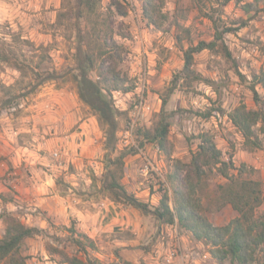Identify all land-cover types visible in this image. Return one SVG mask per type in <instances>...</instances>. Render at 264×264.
Returning a JSON list of instances; mask_svg holds the SVG:
<instances>
[{"label":"rangeland","instance_id":"374dc122","mask_svg":"<svg viewBox=\"0 0 264 264\" xmlns=\"http://www.w3.org/2000/svg\"><path fill=\"white\" fill-rule=\"evenodd\" d=\"M123 1L128 10L127 16L114 17V39L123 48L116 70L126 80L123 87L129 90L134 87L139 76L145 75L149 82L147 100L151 112L141 121L129 145H126L123 136L130 119L125 108L130 107L131 100L124 95L126 92L122 89L113 90L112 100L115 107L118 106L116 108L126 114L118 117L117 145L112 150L105 146L104 132L97 117L78 100L70 75L65 77L66 82L50 81L33 92L29 91L33 79L31 68L39 72L44 69L64 72L74 67L76 37L70 10L72 0H0V38L9 42L20 61L28 66L25 74H21L10 65L0 64V132L4 138L0 140V239L10 218H15L28 227L38 228L40 232L25 239L20 246L19 255L24 258L25 264H67L65 256L82 257L74 243V239L80 238L74 222L62 224L42 212L37 217L44 223L39 218L33 222H23L12 211H7L4 205L7 202L16 203V188L12 187L16 175L12 178L7 176V168H13L9 167L6 160L15 154L9 145L15 147L17 140L23 146L35 147L39 139L35 140L37 133L30 131L35 121L43 138L51 139V146L39 151L46 157V165H39V168L58 174L55 181L58 186L57 193L61 196L67 195L68 188H72L76 195L85 189V193L95 199H110V194L100 190L102 178L107 169L114 168L111 162L125 153L122 185L131 186V182L135 181L137 184L141 183L140 189L134 190L139 193L145 191V203L156 205L166 189L162 186L167 184L166 176L171 172L173 162L180 160L188 163L192 153L196 151L197 136L202 132H209L221 151L222 158H231L235 168L244 164L239 177L258 181L264 197V135H260L261 149H251L244 146L243 138L225 114L214 111L208 119L195 115V112L218 109L228 113L241 103L248 109H255L250 91L253 82L264 101V7L259 4L258 9L246 13L243 3L235 0H165L164 12L167 19L158 30L143 18L142 0ZM109 3L110 0H102V13L106 12ZM60 14L65 16L60 17L58 22ZM214 22L218 30H235L223 36V44L227 46L232 58L224 56L222 45L219 44L215 52L204 50L194 55L193 69L204 80L189 82L179 78L183 67V50L199 41L213 40ZM22 40H28L30 44ZM39 61L42 63L38 67ZM90 76L96 80V71ZM172 86L175 89L169 94V88ZM115 92H120L121 95ZM14 95L16 98L9 105H1L9 96ZM164 97H167L164 112L169 114L170 123V157L164 156L156 145H140L143 143V136L139 131L151 129L157 122L161 99ZM74 101L78 105L73 106ZM73 112L76 117L71 116ZM36 114L39 115L37 119L34 118ZM78 118L88 121V135L84 144L76 146L75 155L71 156L55 145L54 139L59 135L74 132L81 123H75ZM45 121L52 127L47 129L46 133L40 127ZM60 125L64 130L67 125L70 126L69 130L61 133L60 128H56ZM78 142L81 143L80 140ZM55 152L61 156V162L54 159ZM238 153L240 160L233 158ZM129 158H137L141 162L137 167L138 179L135 181L127 173ZM242 158L245 161H241ZM147 161L158 166L161 175L150 168L148 174L144 175L142 169ZM230 174L237 175V171L230 170ZM125 178L128 183L123 184ZM225 182L226 180L215 172L208 173L205 179L206 187L200 192L202 211L213 224L224 225L236 215L230 206H223L218 199L216 187ZM71 183L79 191L74 190V187L70 186ZM151 199H154V203L150 202ZM258 214L264 215V201L258 209ZM146 217L148 220L140 226L139 233L134 234V231L129 229L113 231L103 234L99 241H93L98 246L96 245L95 251L89 252L91 257L98 260V264H132L123 259L118 261L120 252L115 246V240L119 242L137 238L138 248L144 251L145 255L138 257L134 264H149V261H154L149 259L150 255L155 257L157 252L161 254L159 259H163L166 240L161 234L158 235L155 217L151 214ZM165 234L167 237V233ZM178 235H185L182 243H186L187 250L190 251V259L185 263L196 264L198 254L203 255L209 251L205 244L204 247L190 244L192 237L189 233L179 230ZM178 251L185 252V249ZM177 261L181 260L177 259L175 262ZM201 263L218 264L209 257ZM254 264H264L263 252L256 255Z\"/></svg>","mask_w":264,"mask_h":264},{"label":"trees","instance_id":"16d2710c","mask_svg":"<svg viewBox=\"0 0 264 264\" xmlns=\"http://www.w3.org/2000/svg\"><path fill=\"white\" fill-rule=\"evenodd\" d=\"M235 1L243 3L246 13L258 9L259 4L264 7V0ZM101 2L102 0H72L70 10L76 37L74 67L64 72H57L54 69L39 72L31 68L33 79L29 91L33 92L50 81L66 82L65 77L70 75L78 100L97 117L104 132L105 146L114 150L119 131L118 117L126 113L115 107L112 91L120 89L126 93L130 91L123 87L126 80L116 70L123 48L114 39V17H126L128 10L123 0H110L106 12L102 13ZM164 6L165 0H142L143 18L158 30L167 19ZM63 16L65 15L58 16V22ZM214 25L213 40L199 41L196 45L183 50V67L179 78L189 82L204 80L193 69L194 55L204 50L215 52L219 44L222 45L224 56L232 58L227 46L223 44V36L235 30L231 28L218 30L215 22ZM22 42L30 44L28 40ZM40 58H43L41 54ZM41 63L39 61L38 67ZM0 64L10 65L21 74H25L28 67L20 61L16 52L11 49L10 43L3 38H0ZM95 71L97 79L93 80L90 74ZM174 89L172 86L168 93L171 94ZM250 91L255 109H248L241 103L228 113L218 109L195 112V115L208 119L214 111L225 114L243 138L244 146L261 149L260 135H264V101L255 89V82L250 85ZM167 97L161 99V110L154 126L139 131V134L143 136V143L140 145H156L164 156L170 157L169 114L164 112ZM15 98L16 95L9 96L1 105H9ZM197 140L196 151L192 153L188 163L180 160L173 162L172 170L166 176L169 189L163 191L156 205L140 201L122 185L125 153L111 162L114 168L105 171L100 190L110 194V199L114 202L153 215L159 226H176L179 230L188 232L194 240L208 246L210 256L218 264H254L256 255L264 253V215L258 214V209L264 201L260 183L241 179L239 176L245 165L241 164L239 168H235L231 158L224 160L209 132L200 133ZM230 170H236L237 175L230 174ZM211 172L226 180L224 184L216 187L218 199L223 206H230L236 214L228 223L220 226L214 225L202 211L200 192L206 187L205 179ZM39 232L38 228L28 227L15 218H10L0 239V264H25L24 258L19 255L20 246L25 239ZM78 236L80 238L74 239V243L82 257L65 256L67 264H98V260L92 258L89 253L96 250L95 243L82 233Z\"/></svg>","mask_w":264,"mask_h":264},{"label":"crops","instance_id":"0c3cea01","mask_svg":"<svg viewBox=\"0 0 264 264\" xmlns=\"http://www.w3.org/2000/svg\"><path fill=\"white\" fill-rule=\"evenodd\" d=\"M44 103V101H42ZM40 105V104H38ZM76 102H73V106H76ZM71 116H75L76 114L73 112ZM34 118H39V115H34ZM81 121V118H78L75 123ZM88 121H81L78 128L72 132L71 134H62L59 137H56L54 140L55 145L62 148L64 151H67L71 156L75 155V147L78 145H83L84 141L87 138V126ZM38 127V128H37ZM41 129L46 133L47 129H52L51 124L48 122H44ZM70 126H66V130H69ZM56 128H60L63 133L65 128L60 125L56 126ZM40 128L35 121L32 130L36 132L37 135L34 139L37 140V145L35 147H26L19 144L16 140V146L9 147L15 154H12L8 157L6 161L9 163V167L13 169L7 168V176L12 178L13 175H16V178L13 179L12 187L16 188V203L15 202H7L5 203V207L7 211H12L13 214L16 215L17 218H20L21 221H35L39 217L37 215L39 213H47L49 217L60 222L62 224H67V222H74L76 229L79 233L86 235L89 239L94 242L100 240V237L103 234H110V232H117L121 230H130L135 233H139L140 226L144 223V221L148 220L146 217L147 214L142 213L139 210H136L130 206L123 205L121 203H117L105 197L104 199H95L92 195L85 193V189L83 192L76 193L72 190V188H68L69 193L65 196L58 195L57 189L58 186L56 184L55 179L58 174L54 172H50L48 169L39 168V165L44 167L46 165V157L42 155L39 151L42 149L49 148L51 146V139L46 140L43 138L41 133H39ZM18 130H16V135ZM35 133V134H36ZM83 137V140H82ZM3 135L0 132V140L2 141ZM43 139V140H42ZM42 140V141H40ZM81 141L79 144L78 141ZM40 141V142H39ZM5 144L7 142L4 141ZM240 154L238 153L233 158H240ZM140 159V158H139ZM128 164L126 165L127 173L132 180H137V167L140 166V160L137 158H129ZM241 161H245L242 158ZM66 177V176H65ZM127 182V178L124 179V183ZM128 183V182H127ZM141 183L131 182V186H124L126 191L142 202H146L147 200L143 199L145 191L137 192L134 189H140ZM70 186L74 187V184H70ZM5 190L6 187H3ZM79 191V190H76ZM154 199H151L150 202H153ZM235 217V216H234ZM40 219V218H39ZM41 220V219H40ZM42 223L44 221L41 220ZM158 223V235L161 234L163 239L166 241V252L168 251L171 245H176L179 250L185 249L181 251L182 254L190 255V251L187 250V244L182 243L185 240V235H178L179 229H168L166 225L159 226ZM216 226H220L218 224H214ZM176 234H175V233ZM167 233V237L166 234ZM188 233V232H187ZM192 237V236H190ZM160 238V236H158ZM115 246L118 247V252H120V260H126L132 264L136 263V259L141 255L144 256V251L138 248L139 242L137 238H131L128 241H117L115 240ZM190 244L196 247H204L202 242H198L192 238L190 240ZM98 246V244L96 243ZM208 247V246H207ZM181 248V249H180ZM193 253H196L193 251ZM149 255V254H148ZM160 253L157 252L155 257L152 258L154 261H149V264H164L163 259H159ZM141 256V257H142ZM207 257L211 258L209 252H205L203 255L198 254L197 260H195L196 264H202L201 262ZM145 258V257H144ZM159 260L161 263H159ZM174 264H187L182 261H177Z\"/></svg>","mask_w":264,"mask_h":264},{"label":"built area","instance_id":"2783aa9c","mask_svg":"<svg viewBox=\"0 0 264 264\" xmlns=\"http://www.w3.org/2000/svg\"><path fill=\"white\" fill-rule=\"evenodd\" d=\"M149 89L148 79L144 76H139L134 87L130 89L124 95L131 100V105L129 108H125L128 111L129 119L126 129L124 131V142L126 145H129L130 140H132L133 133L135 129L141 125V121L145 119V116L151 112V107L147 100V94ZM118 95H121L120 92H115ZM123 96V94H122ZM118 107V106H116ZM158 149V148H157ZM53 157L56 160L61 162V156L57 152L53 153ZM149 168L152 169L155 173L161 175V171L158 166H154L151 162L147 161L145 166L142 169L144 175L148 174ZM163 189L168 190V185L163 184ZM164 191V190H163ZM168 229H177L176 226H167ZM176 245H171L163 256L164 264H173L177 259H180L183 263L187 262L190 259V255L182 254L178 251Z\"/></svg>","mask_w":264,"mask_h":264}]
</instances>
